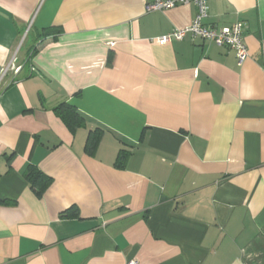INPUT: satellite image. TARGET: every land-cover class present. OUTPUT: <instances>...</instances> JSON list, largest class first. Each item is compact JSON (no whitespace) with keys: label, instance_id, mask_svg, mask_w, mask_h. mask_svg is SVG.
I'll use <instances>...</instances> for the list:
<instances>
[{"label":"crops","instance_id":"obj_1","mask_svg":"<svg viewBox=\"0 0 264 264\" xmlns=\"http://www.w3.org/2000/svg\"><path fill=\"white\" fill-rule=\"evenodd\" d=\"M145 2L0 0V264H264V0H207L206 24L243 23L240 65L159 43L196 7Z\"/></svg>","mask_w":264,"mask_h":264},{"label":"built area","instance_id":"obj_2","mask_svg":"<svg viewBox=\"0 0 264 264\" xmlns=\"http://www.w3.org/2000/svg\"><path fill=\"white\" fill-rule=\"evenodd\" d=\"M190 3L196 7V13L190 25L175 29L169 35L159 37L156 40L159 43H166L171 39L182 40L186 37L207 40L217 46L233 50L238 65L242 64L248 57L247 47L243 40V23L236 21L232 25L221 27L206 24L205 19L208 17L207 0H146L144 9L147 12L163 11ZM137 263V260L132 259L125 264Z\"/></svg>","mask_w":264,"mask_h":264},{"label":"trees","instance_id":"obj_3","mask_svg":"<svg viewBox=\"0 0 264 264\" xmlns=\"http://www.w3.org/2000/svg\"><path fill=\"white\" fill-rule=\"evenodd\" d=\"M60 33L59 29L50 27L43 30L41 34V42L38 44L41 45L42 43L48 40H54L58 34ZM55 113L63 120V122L71 129L82 126L84 124L83 119L78 115L76 112L75 107L61 103L54 108ZM101 137V130L95 129L90 131L87 136L85 150L88 153H91L95 146L97 145L99 139ZM128 158V152L121 150L115 160L116 167H122ZM24 176L27 179L31 189L37 196H41L45 190L50 186L52 179L48 175L44 174L40 170H38L33 165L29 164L24 172ZM1 203H5L0 201Z\"/></svg>","mask_w":264,"mask_h":264}]
</instances>
